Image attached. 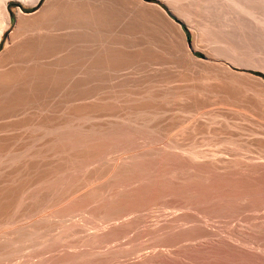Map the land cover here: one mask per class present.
Returning <instances> with one entry per match:
<instances>
[{
	"label": "rangeland",
	"instance_id": "374dc122",
	"mask_svg": "<svg viewBox=\"0 0 264 264\" xmlns=\"http://www.w3.org/2000/svg\"><path fill=\"white\" fill-rule=\"evenodd\" d=\"M135 1L188 28L196 66L164 42L127 36L119 5L110 7L115 38L49 52L53 61L76 55L40 104L8 119L0 264H264V0H121ZM11 3L0 54L24 6ZM190 6L192 19L182 14ZM146 48L152 56L122 52ZM208 61L244 74L249 89L223 91Z\"/></svg>",
	"mask_w": 264,
	"mask_h": 264
},
{
	"label": "bare ground",
	"instance_id": "6f19581e",
	"mask_svg": "<svg viewBox=\"0 0 264 264\" xmlns=\"http://www.w3.org/2000/svg\"><path fill=\"white\" fill-rule=\"evenodd\" d=\"M11 1L12 0H0V44L2 43L3 38L6 35V31L13 28L14 23L12 22V14L10 10V5L12 4ZM20 1L23 2L24 6L20 7L17 10L16 24L9 36V42L6 48L0 54V155L1 153L7 151L10 144L8 132L14 126V123H11V121H8V119L13 116H20V114L24 113L29 104H40L41 100L44 97L48 96L49 92L57 87V85H59V83L68 74L71 67V62L76 55V52L72 54L70 53L68 57L62 60L59 59L53 61L49 60L51 57L49 59L47 58L49 56V52H53L61 45V43H65V45L73 44L86 40L87 37L90 36L108 39L115 38V33L112 32L110 26L113 20H115V18L113 17L115 13H110L111 6L119 5V8L122 9L125 13L127 18L125 33L127 34V36H131L133 34H143L145 37L151 40L159 42L161 41V43L164 42V46H167V49L173 52L172 54L178 59V61L183 62V64H188L192 67H195L197 64V59L193 55L194 51L197 48L199 49V45L195 40V36L194 41L191 43L186 35L185 30L183 29V26L181 24L175 23L169 13L162 6L147 5L146 3L141 1H135L132 6L127 7L129 3L126 2V4H124V2H121V0H101L99 2H95L94 0H46L38 10L26 13L24 11V7L32 8L33 6L39 5L42 0ZM122 3L126 6L124 7ZM191 7L192 6L186 7L182 11L184 17L188 19H192L195 16V11H193V8ZM172 27L175 29L177 34V42L180 47L179 50L175 49L174 43L172 41H167L165 38V36H168V33H170V35L174 38V36L170 32V29ZM206 33L208 36H211L214 41H221V39L218 38V35L210 31L209 29H206ZM116 38L120 40L118 37ZM153 49L154 48H146L143 51L138 50L136 52H122L124 54L137 53L136 56H139L140 58L141 56H152V53H154ZM108 51L109 50H107V52ZM119 56L113 59L116 61L118 58H120ZM105 58H107L108 60L106 54ZM207 63L209 72H217L218 80L221 79L222 82L226 85L225 87L223 84V87H225L223 91L233 95L242 92L245 93L249 89V86H246L247 83H245L246 77H242V73H240L239 75V72H235L231 66L227 65L226 63H218L215 61H208ZM242 75L244 76V74ZM240 76L243 79L240 78ZM258 82L260 94L264 97V79H258ZM243 83H245V85H243ZM34 120L35 119H33V121ZM80 139L82 140V138ZM85 151H87V147H85ZM6 157H8L6 154L3 157H0V161L5 159ZM4 198L7 199V197ZM11 207L13 209V206ZM2 256L0 257V259H2Z\"/></svg>",
	"mask_w": 264,
	"mask_h": 264
},
{
	"label": "water",
	"instance_id": "95a60500",
	"mask_svg": "<svg viewBox=\"0 0 264 264\" xmlns=\"http://www.w3.org/2000/svg\"><path fill=\"white\" fill-rule=\"evenodd\" d=\"M185 30H186L187 32H189L188 29H187L186 27H185ZM189 35H190V34H189Z\"/></svg>",
	"mask_w": 264,
	"mask_h": 264
},
{
	"label": "trees",
	"instance_id": "16d2710c",
	"mask_svg": "<svg viewBox=\"0 0 264 264\" xmlns=\"http://www.w3.org/2000/svg\"><path fill=\"white\" fill-rule=\"evenodd\" d=\"M188 36L190 37L189 32H188Z\"/></svg>",
	"mask_w": 264,
	"mask_h": 264
}]
</instances>
